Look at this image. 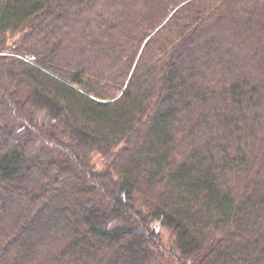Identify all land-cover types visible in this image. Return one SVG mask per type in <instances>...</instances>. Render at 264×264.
I'll use <instances>...</instances> for the list:
<instances>
[{
  "label": "trees",
  "instance_id": "1",
  "mask_svg": "<svg viewBox=\"0 0 264 264\" xmlns=\"http://www.w3.org/2000/svg\"><path fill=\"white\" fill-rule=\"evenodd\" d=\"M0 264H264V0H0Z\"/></svg>",
  "mask_w": 264,
  "mask_h": 264
},
{
  "label": "water",
  "instance_id": "2",
  "mask_svg": "<svg viewBox=\"0 0 264 264\" xmlns=\"http://www.w3.org/2000/svg\"><path fill=\"white\" fill-rule=\"evenodd\" d=\"M122 95V93L119 95V97Z\"/></svg>",
  "mask_w": 264,
  "mask_h": 264
},
{
  "label": "rangeland",
  "instance_id": "3",
  "mask_svg": "<svg viewBox=\"0 0 264 264\" xmlns=\"http://www.w3.org/2000/svg\"><path fill=\"white\" fill-rule=\"evenodd\" d=\"M165 236L167 237L168 235L166 234Z\"/></svg>",
  "mask_w": 264,
  "mask_h": 264
}]
</instances>
